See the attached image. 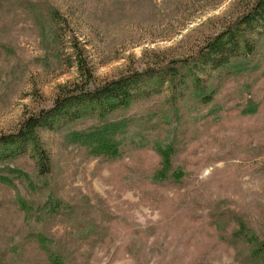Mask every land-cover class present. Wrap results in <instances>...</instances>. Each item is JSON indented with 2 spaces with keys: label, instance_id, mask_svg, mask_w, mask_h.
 <instances>
[{
  "label": "rangeland",
  "instance_id": "rangeland-1",
  "mask_svg": "<svg viewBox=\"0 0 264 264\" xmlns=\"http://www.w3.org/2000/svg\"><path fill=\"white\" fill-rule=\"evenodd\" d=\"M243 10L244 0H0V134L75 80L73 46L96 84L153 66L151 51H200ZM261 32L229 73L202 77L210 101L189 87L174 117L164 82L109 116L133 120L107 155L72 141L108 122L83 119L39 133L48 174L27 156L0 164V264H31L51 245L66 264H264ZM159 145H173L169 172Z\"/></svg>",
  "mask_w": 264,
  "mask_h": 264
},
{
  "label": "trees",
  "instance_id": "trees-1",
  "mask_svg": "<svg viewBox=\"0 0 264 264\" xmlns=\"http://www.w3.org/2000/svg\"><path fill=\"white\" fill-rule=\"evenodd\" d=\"M262 29H264V0H244V10L234 25L207 40L200 51H189L185 58L170 59H166L164 51H151L154 57L153 66L156 64L157 67L147 64L142 71H130L96 84L93 68L83 55V51L73 46L76 50L71 55L72 62H69V66H74L76 69L75 80L57 86L55 98L48 110L28 114L20 120L14 132L0 134V164L27 156L37 164L39 175H46L50 168L39 137L41 131L56 129L59 124L64 128L83 119L101 122L108 120L109 116L113 117L118 111L129 110L130 106L141 98L161 91L160 85L164 82L169 85L171 105L176 110L174 117L180 111L181 105L178 106L176 103L185 97L190 88L189 92L192 93L193 98L203 102L210 101L212 95L206 92L202 77L209 78L213 71L218 72L216 73L218 78L224 72L229 73L228 65L232 59L252 51L255 47L247 35L262 33ZM246 31L248 34L245 33ZM220 72L223 73L220 75ZM166 116L168 118V115ZM132 120L133 116L128 115L116 120L109 119L101 128L75 130L71 139L80 145L90 143V152L93 154L103 151L107 155L111 149L120 146L118 139L123 133H127L128 124ZM172 146L163 149L160 145L157 147L165 165V172H169L170 157L174 153ZM170 173L176 175L180 172L172 169ZM37 236L38 234H34L32 237ZM50 250L52 252L44 250L46 254L43 258L37 257L31 260V264H66L62 254L52 245ZM13 251L12 249L8 253ZM258 252L264 261V244L258 247ZM8 253H4V256Z\"/></svg>",
  "mask_w": 264,
  "mask_h": 264
}]
</instances>
